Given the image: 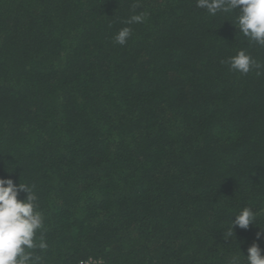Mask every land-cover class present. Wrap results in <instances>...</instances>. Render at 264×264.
<instances>
[{"label": "trees", "instance_id": "trees-1", "mask_svg": "<svg viewBox=\"0 0 264 264\" xmlns=\"http://www.w3.org/2000/svg\"><path fill=\"white\" fill-rule=\"evenodd\" d=\"M196 3L0 0V178L34 185L39 264L264 256V46Z\"/></svg>", "mask_w": 264, "mask_h": 264}, {"label": "clouds", "instance_id": "clouds-1", "mask_svg": "<svg viewBox=\"0 0 264 264\" xmlns=\"http://www.w3.org/2000/svg\"><path fill=\"white\" fill-rule=\"evenodd\" d=\"M196 6L205 9L209 15L238 11L236 24L240 33L250 41L264 46V0H197ZM144 19L145 14L134 15L129 23H141ZM131 32L129 27L119 30L114 37L115 43L126 44ZM226 62L232 70L241 74H247L253 67H261L244 50ZM22 193L25 194L24 199H20ZM36 202L34 185H17L12 179L0 178V264H39L40 257L34 250H46L48 245L43 235L36 242V233L43 228V217L37 210ZM254 219L255 214L251 208H242L233 216L226 235L232 237L235 227L248 229ZM262 236L264 232H258L256 238ZM242 256L246 264H264V256L255 243L247 248L246 257ZM233 264H236L235 260Z\"/></svg>", "mask_w": 264, "mask_h": 264}]
</instances>
